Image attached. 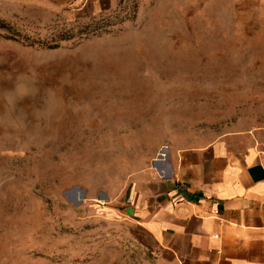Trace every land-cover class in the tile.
<instances>
[{
    "label": "rangeland",
    "instance_id": "374dc122",
    "mask_svg": "<svg viewBox=\"0 0 264 264\" xmlns=\"http://www.w3.org/2000/svg\"><path fill=\"white\" fill-rule=\"evenodd\" d=\"M260 125L264 0H0V264H143L132 175Z\"/></svg>",
    "mask_w": 264,
    "mask_h": 264
},
{
    "label": "crops",
    "instance_id": "0c3cea01",
    "mask_svg": "<svg viewBox=\"0 0 264 264\" xmlns=\"http://www.w3.org/2000/svg\"><path fill=\"white\" fill-rule=\"evenodd\" d=\"M163 151L117 207L143 264H264V125Z\"/></svg>",
    "mask_w": 264,
    "mask_h": 264
}]
</instances>
